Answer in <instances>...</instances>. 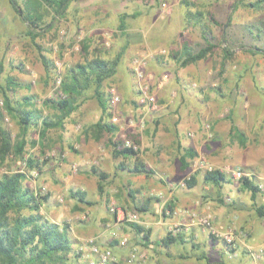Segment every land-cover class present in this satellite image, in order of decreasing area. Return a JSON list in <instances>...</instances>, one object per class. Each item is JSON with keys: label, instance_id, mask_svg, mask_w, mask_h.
Listing matches in <instances>:
<instances>
[{"label": "rangeland", "instance_id": "1", "mask_svg": "<svg viewBox=\"0 0 264 264\" xmlns=\"http://www.w3.org/2000/svg\"><path fill=\"white\" fill-rule=\"evenodd\" d=\"M50 14L55 18L51 20ZM50 14L44 17V21H50L51 26L32 40L24 36V25L7 0H0V84L3 85L8 75L15 77L20 85L7 91L12 103L18 109L35 107L38 115L36 124H30L26 131L25 152L19 159L8 155L0 166V174L25 173V183L35 193L45 194V190L38 192L40 170L51 169V160L64 157L59 147L70 146L74 134L96 131L94 124L102 116L93 85L76 95L75 101L67 106L76 103L74 108L59 106L57 101H69V96L61 88L62 80L95 56L110 61L116 59L114 74L104 82V90L111 100L107 120L117 115L119 122L113 124L122 125L123 133L129 125L148 131L155 127L157 134L155 137L149 135L148 142L156 138L165 151L172 145V139L183 137L187 142L197 135L200 153L196 154L195 162L192 158L191 165L181 167L177 182L187 188L186 181L194 168L196 177L191 191L214 198L201 197L205 210L197 208L185 212L211 215L213 223L214 213L219 216L231 213L232 219L224 228L245 232L246 236L241 238L244 247L247 232L241 222L260 218L254 208L264 206L260 204L264 203V189L259 191L263 195L261 198L258 195L250 197V191L231 173L239 168L264 187V0H73L62 16ZM207 42L214 45L208 55L186 65L180 64L185 56L184 46L196 52ZM223 48L231 52L225 59ZM42 54L48 59L49 73L44 69ZM137 56L145 57L141 79L132 69ZM144 85L155 97L153 107L139 102L140 87ZM27 95L32 96L31 103L18 106V100L22 99L20 103H23L22 97ZM1 101L0 96V108L4 114L1 122L14 137L20 132V125L5 115ZM150 115L153 118L147 119ZM238 132L244 136L242 144ZM136 135L131 132L124 136L135 140L140 149V139ZM116 140L121 142L120 137ZM69 148L76 150L73 145ZM52 151L56 154L49 156ZM156 156L157 153L150 157L151 160L157 161ZM29 157L36 166L28 167ZM210 168L223 171L229 178L221 182L222 188L215 185L221 191L217 199L214 187L202 189L203 174ZM70 170L79 172V165L72 164ZM112 172H116L117 178L120 176V171L112 169ZM164 183L168 184L167 181ZM96 194L94 187L87 189L89 197ZM148 195L159 205L151 217L156 215L157 219H162L163 213L167 212L166 204L160 206L161 197L156 190ZM58 196L59 204L52 196L42 201L40 211L47 218L53 216L59 223L68 225L72 245L64 264H88L89 258L77 251L83 239L89 236H83L79 223L81 215L86 217L87 214L77 215L76 209L67 213L71 196L62 193ZM200 202L197 203L199 206ZM57 206L60 210L52 214ZM185 216L184 221H179L176 233L188 232L187 227L201 229L187 224L188 215ZM140 217L144 221L149 213L140 211ZM128 230L133 236V228L129 226ZM151 233L149 237L159 239L160 235L163 237L169 232L158 230ZM127 240L128 244L130 239L127 237ZM143 241L139 234L131 247L146 252L144 246L136 244ZM173 247L193 253L188 243L174 244ZM164 248L167 252L173 251L170 246H156V250ZM201 248L205 249L198 245L194 253L200 252ZM146 255L148 259L147 252ZM153 255L157 256V251ZM160 259L161 255L158 256ZM253 262L254 259L252 264H256ZM159 264L164 263L160 260Z\"/></svg>", "mask_w": 264, "mask_h": 264}, {"label": "crops", "instance_id": "2", "mask_svg": "<svg viewBox=\"0 0 264 264\" xmlns=\"http://www.w3.org/2000/svg\"><path fill=\"white\" fill-rule=\"evenodd\" d=\"M15 84L17 86L20 85L17 80ZM21 100L18 101L21 102ZM150 116L147 119L153 118L152 115ZM122 128V125L117 124L116 127L102 129L99 133L91 130L83 135L74 134L71 145L76 150L71 151L69 148L71 145L67 147L60 146V152L64 153V157L60 158L57 156L54 160H51V169H47L46 171L40 170L37 178L39 190H45V192L49 193L47 199L55 196L54 202L58 203L60 201L57 198L59 197V193L71 196L72 201L66 206L67 213L71 209H76L78 211L77 215L79 213L87 214L86 217L81 215L82 219L79 221L81 225L80 231L83 236L85 234L95 236L97 243L101 247L111 249L116 259L124 258L131 248V245L137 241L135 233H133V236H130V230H128L129 225L123 218L125 213L136 211L139 217L138 223L146 229H149L152 232L151 234H153V231L156 232L158 230L165 233L172 224L177 221H184L187 218L185 211L197 208L205 210L202 207L203 202L201 197H207L203 192L191 191L194 184L184 188L182 183L179 184L177 182V179L181 176L180 169L182 167L181 162L184 149L191 147L196 151V154L200 153L199 140L197 141L196 139L198 138L197 135L196 137L188 139L189 141L187 140V142L183 137H180V139L174 138L170 142L172 145H170L169 150L165 151L161 148V144L156 138L152 142H148L149 135L155 137L157 134L155 127L148 131V129H137L129 125L124 133ZM131 132L132 135L137 134V138L140 139V152H137V155L152 170L148 175L131 171L135 163L134 156L117 153V148L119 147L116 138H121L125 134H131ZM156 153L158 160H151L150 157ZM195 157L196 155L193 157V160L190 157L186 158V161L189 163L188 165L192 164ZM191 160L192 162H190ZM93 162L96 164L93 165ZM156 162H158L157 165L155 164ZM75 163L79 165L80 170L74 173L70 170V166ZM92 169L101 172L103 178H99L97 173L93 172ZM112 169L120 171L118 178L116 172H112ZM194 171L195 169L193 168L190 173L196 177ZM226 179L229 178L226 177ZM165 181L168 184L164 183ZM99 182L103 185L102 191L98 189ZM202 183L203 190H211L214 187L216 193L215 198L217 199V195L221 191L215 187L220 186L219 188H222L221 183L215 186V184L205 182L203 177ZM91 187H94L97 191L96 196L93 198L87 195V189ZM153 190H156V194L161 197L162 201H159L160 206L166 204L168 200L172 201V210L168 208L167 212L163 213L164 217L162 219H157L156 215L151 217V214L154 211L157 212L159 209L158 202L154 199H149L152 197L148 194H151ZM78 192L84 194V201L79 199ZM256 195L259 198L263 196L259 191L254 194L250 192V197H255ZM207 198L211 200L214 197L208 196ZM86 200L90 201V203H86ZM199 201H201L200 206L197 204ZM219 201L221 200L219 199ZM113 207L116 211L112 210ZM137 207H144L145 210L143 211L149 213V217L144 221H141L140 211ZM57 210H60L59 206H57L55 211H52V214H57ZM105 211H109L112 216H109ZM254 211L260 215L257 221L241 223L247 232V243L244 244L251 243L263 248L261 257H258L259 259L253 258L251 253L241 243L239 244L236 256L232 258L226 253L222 240L220 241V239L209 236L204 230L192 227H187L186 230L188 232H181V239L169 245L173 250L171 253L167 252L165 248L163 250H156V246H165L158 242L162 235L158 237L159 239H153L151 235L147 241L144 240L143 243L136 244L144 246L148 253V259L144 264H159L160 260L164 264H252L253 259L256 264H264V206L259 205L254 208ZM213 216L214 224L223 228L232 219L231 213H226L224 216H219L214 213ZM49 219L59 222L53 216L49 217ZM73 226L71 225V228ZM124 236H127L130 241L126 245H121L120 238ZM178 243L190 244L193 253L183 252L180 251V248L173 247L174 244ZM198 245L205 247V249L202 250L201 248L200 252L194 253V251L198 250ZM156 251L157 256H154L153 254ZM160 255L162 259L158 260V256Z\"/></svg>", "mask_w": 264, "mask_h": 264}, {"label": "trees", "instance_id": "3", "mask_svg": "<svg viewBox=\"0 0 264 264\" xmlns=\"http://www.w3.org/2000/svg\"><path fill=\"white\" fill-rule=\"evenodd\" d=\"M73 0H7L10 7L16 14L17 18L24 25V36L34 40L40 35V32L51 26V22L44 21V17L50 12L62 16L69 3ZM51 10V11H50ZM51 15V20L55 17ZM124 26L123 21L120 23ZM185 47V56L180 60L181 65H186L204 58L208 55L214 45L211 42L200 47L196 52L190 51ZM250 52H255L249 50ZM231 52L227 48H223V58L230 56ZM42 63L46 73H49L48 59L42 54ZM117 60H107L99 56L90 59L87 64L80 65L77 69L69 72L67 77L62 80L61 88L69 96V101H57L59 106L67 107L70 102L75 101L76 95H80L83 90L94 86L95 96L100 105L102 116L95 122L96 132L102 129H110L116 127L110 123L107 117L110 113L109 95L104 90V82L107 78L114 74ZM0 70V74H1ZM15 77L7 76L3 85L0 84V96L2 98L3 110L5 115L11 116L20 125V132L14 137L11 132L2 124V116L4 115L0 108V166L4 164V160L8 155H14L20 158L25 152L27 144L26 131L30 124L37 122V108L18 109L13 105L11 97L8 95V89H15ZM82 83V84H81ZM32 96H24L23 103L25 106L31 103ZM72 99H74L72 101ZM69 102V103H68ZM76 105V103H74ZM72 104L74 108L75 105ZM71 106L67 109L72 108ZM48 124V123H47ZM98 130V131H97ZM240 143L244 141V136L238 132ZM120 144V140L117 141ZM117 153L122 155L134 156L135 163L131 169L135 173H143L148 175L152 172L150 168L139 158L137 151L127 147L117 148ZM196 151L187 147L184 149L181 165L188 166L187 157L193 158ZM185 160V161H184ZM28 167L36 166L32 157L27 159ZM97 173L99 178H103V174L96 169H92ZM226 179L225 173L217 168H211L203 174V180L208 183L220 185ZM192 186L195 184V176L192 175L187 181ZM239 182L243 187L251 193L260 191L254 177L243 175L239 178ZM99 191H102L103 185L99 182ZM79 199L84 201V194L79 193ZM48 193H35L25 183V173L22 172H3L0 174V264H64L68 252L71 251V238L68 233V225L59 223L47 218L40 211L42 201L47 199ZM151 200V198H149ZM86 203L90 201L86 200ZM165 208L172 210V201L168 200ZM139 211L145 210L144 207H137ZM133 228L136 236L142 235V239L147 241L150 236V230L137 222H128ZM181 233H167L159 239V243L169 246L171 243L181 239Z\"/></svg>", "mask_w": 264, "mask_h": 264}, {"label": "built area", "instance_id": "4", "mask_svg": "<svg viewBox=\"0 0 264 264\" xmlns=\"http://www.w3.org/2000/svg\"><path fill=\"white\" fill-rule=\"evenodd\" d=\"M165 6V4H163ZM144 56H137L133 60V72L141 79L144 75L143 73V65H144ZM142 95L139 99L140 103L152 104L154 106L155 97L148 92L147 85L141 86ZM111 100L109 101L110 104ZM110 121L112 123L119 122L117 115H112ZM118 147H127L131 148L134 151H138L139 145L138 143L130 138H126L125 136L121 137V142L118 144ZM56 154L54 151L49 153V156ZM26 161V159H25ZM211 169V168H210ZM73 170H76V166H73ZM234 177L240 178L243 175H247L243 173L239 168H235L231 173ZM258 188L263 190L264 187L261 183L258 184ZM38 192L39 191L38 189ZM113 211L116 209L113 207ZM189 225H197L202 230H205L210 236L220 239L223 241L226 253L229 256H235L237 254V247L241 243V238L246 236V233L242 230L236 231L232 227L229 228H218L214 225L211 215L208 214H197L195 212H189L188 214ZM123 218L128 222H138L139 217L136 212H129L123 215ZM180 222L174 223L169 227L168 232L176 233L179 231L178 224ZM114 234V233H113ZM127 237L120 238V244H127ZM245 249H247L253 258H258L262 254V248H254L249 244H244ZM78 252H81V255L86 256L88 259V264H144L147 255L144 250L138 249L137 247H131L127 253V255L122 259H116L115 255L111 251V249L106 247H101L94 236H88L83 239L82 243L79 245Z\"/></svg>", "mask_w": 264, "mask_h": 264}]
</instances>
